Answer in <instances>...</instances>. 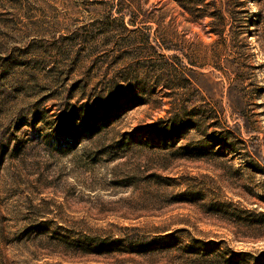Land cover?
Returning a JSON list of instances; mask_svg holds the SVG:
<instances>
[{
	"label": "rangeland",
	"instance_id": "rangeland-1",
	"mask_svg": "<svg viewBox=\"0 0 264 264\" xmlns=\"http://www.w3.org/2000/svg\"><path fill=\"white\" fill-rule=\"evenodd\" d=\"M0 264H264V0H0Z\"/></svg>",
	"mask_w": 264,
	"mask_h": 264
}]
</instances>
